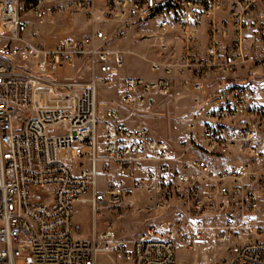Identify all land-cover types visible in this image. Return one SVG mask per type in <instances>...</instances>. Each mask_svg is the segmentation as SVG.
<instances>
[{"label": "built area", "instance_id": "obj_1", "mask_svg": "<svg viewBox=\"0 0 264 264\" xmlns=\"http://www.w3.org/2000/svg\"><path fill=\"white\" fill-rule=\"evenodd\" d=\"M94 1L0 0V264H98L101 254L176 264L177 246L193 250L204 236L223 252L214 264H264V76L226 79L235 64L264 60V0H103L106 21L158 41L151 80L120 75L125 53L107 48L101 29L51 48L25 35L32 15L43 22ZM220 10L230 28L213 19ZM176 41L179 64L168 61ZM77 61L87 81L61 73ZM179 71L194 97L174 144L97 104V83H118L134 111L170 95ZM213 74L222 77L204 98ZM137 192L155 216L129 247L108 219L90 238L74 237L75 202L90 195L94 225L104 211L131 209Z\"/></svg>", "mask_w": 264, "mask_h": 264}, {"label": "rangeland", "instance_id": "obj_2", "mask_svg": "<svg viewBox=\"0 0 264 264\" xmlns=\"http://www.w3.org/2000/svg\"><path fill=\"white\" fill-rule=\"evenodd\" d=\"M103 0H95L90 10L76 11L73 13H56L54 15H47L43 21H47V24L54 27L57 23V18H64L63 23L67 24L71 21L74 22V18L78 15L83 16L90 25L93 23V12L99 10L102 20L105 23H111L112 25L119 26V30L130 31L127 37V47L121 45V40L125 35L122 32H118L117 36L121 37L118 40V45L112 46L113 48L121 49L125 54H128L126 62L120 68V72L123 75H140L146 79H151L157 76V72L149 69V61H161L162 58L159 54L158 41L154 38H148V31L138 32L133 31L131 27H124L123 24H119L113 21H106L102 16ZM33 19L38 20L35 16H30ZM216 23L220 19H225L224 25L230 28V13L225 10L216 11L213 15ZM39 21V20H38ZM227 21V22H226ZM208 22L203 24V28H207ZM105 27L100 24L96 26L94 31ZM93 31V32H94ZM205 31V29H204ZM135 32L137 33L135 36ZM60 33V34H59ZM65 32L59 31V35H64ZM47 36L48 33H45ZM107 35V34H106ZM124 35V36H123ZM40 31L35 30L28 37L35 44L48 48L53 47L60 41L52 44L45 45L39 39ZM76 37V36H69ZM134 38V43L131 41ZM120 41V42H119ZM205 39L198 42V47H203ZM107 46V45H106ZM173 59H168L169 62L180 63L179 56L181 54V43L177 41L173 44ZM107 48H109L107 46ZM249 51H252L247 47ZM254 51L256 47L253 48ZM257 54V50H256ZM126 56V57H127ZM256 61V60H255ZM254 61V62H255ZM251 59H245L242 63H237L233 67L234 72L227 74L226 79L233 80L239 78H249L256 76H264V60L260 59L254 63ZM148 65V66H147ZM178 68V67H177ZM62 74L68 77L75 76L87 81L89 79L90 71L87 67L86 61H77L72 65L67 66L66 69L60 70ZM190 77L188 71L180 72L176 74L174 78V87L170 95L167 96H153L151 97V103H146L138 106L134 111H131L128 106L123 104L118 93V83L105 84L103 82L97 83V104L102 108L101 104L106 103L103 107L114 106L117 108L118 114L121 117L126 114L131 120H133L137 126L147 125L153 136L166 140L172 144L176 143L178 139L183 137L186 132L185 122L182 116L187 113L193 106L194 93L192 87H188L186 84V78ZM219 75H210L205 80V92L202 97L206 98L212 93L216 86V82L220 81ZM99 187L104 188L102 178H99ZM90 195L85 196V201L75 202L73 205L74 211V237L76 239H87L91 234V227L93 224L91 217L90 205L87 202ZM131 197L135 198L134 205L131 209L121 211L119 215H115L110 211H104L97 215V229L100 230L103 227L104 220H112L118 231V237L123 241L126 247H129L134 237L142 230L143 226L147 223L149 217H154L155 214L149 215L141 211V207L144 205L146 199L144 193L137 192L131 194ZM50 195L44 199L45 202H49ZM130 199V197H129ZM223 252L218 250L211 242V238L204 236L201 241L196 243V247L193 250H186L182 245L177 246L176 250V264H214L215 259ZM98 264H129L124 262L118 254H101L98 259Z\"/></svg>", "mask_w": 264, "mask_h": 264}, {"label": "crops", "instance_id": "obj_3", "mask_svg": "<svg viewBox=\"0 0 264 264\" xmlns=\"http://www.w3.org/2000/svg\"><path fill=\"white\" fill-rule=\"evenodd\" d=\"M97 1H100V0H97ZM93 14H94V19H93V23L91 25L85 19H83V16L78 15L74 18V22H72V21L70 23L67 22V24L63 23L64 18H61V17L57 18V23L54 25L53 28H51V26L47 24V21L39 22L38 20L33 19L32 17H29L28 27L26 29L25 35L27 37H29L32 32L39 29L40 35H41V36H39V39L41 40V42L45 45H52V44H54L60 40L62 41L64 39L68 38L69 36L81 37L83 35L93 33L95 27L96 26L98 27L100 24H102L105 27H102L101 30L105 31V33L107 34L106 45L109 48L119 49V48L111 47V45L112 46L118 45V40L121 38V37L117 36L118 32H122L125 35V37H123L121 40V45H123L125 47L128 46L127 45V42H128L127 37H128V33L130 31L126 32L123 29L119 30V28H120L119 26L112 25L111 23H105L101 18L99 10L94 11ZM47 15H50V14L47 13L46 16ZM60 30L65 32L64 35H59L60 33L58 34V32ZM98 30H100V29H98ZM133 31L145 32L146 30L145 29H136V30L133 29ZM45 33H48V35L46 36ZM136 34L137 33L135 32L134 36ZM131 43H134V38L131 41ZM119 50H121V49H119ZM127 55L128 54L124 55V63L126 62L125 60H127V58H128ZM120 75L121 76H128V75H123L121 72H120ZM129 75H131V74H129ZM131 76H140V75H131ZM157 76H158V74H157ZM140 77H142V76H140ZM156 77H154V78H156ZM154 78H151V79H154ZM144 79H146V78H144ZM151 79H147V80H151ZM259 97L261 100H264L263 95H260ZM105 104L106 103L101 104L102 108H106V107H103ZM120 118L129 127L137 126L136 123L133 120H131L129 118V116H127L126 114L122 115ZM145 126H147V125H145ZM81 201H85V199H83ZM97 231H99V230L97 229V222H96L94 225L92 224L91 234L93 232H97ZM91 234H90V236H91ZM90 236L88 238H90Z\"/></svg>", "mask_w": 264, "mask_h": 264}]
</instances>
